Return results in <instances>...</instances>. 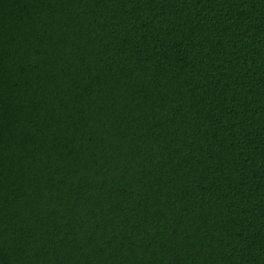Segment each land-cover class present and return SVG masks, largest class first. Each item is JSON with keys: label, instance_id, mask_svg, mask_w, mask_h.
<instances>
[{"label": "trees", "instance_id": "obj_1", "mask_svg": "<svg viewBox=\"0 0 264 264\" xmlns=\"http://www.w3.org/2000/svg\"><path fill=\"white\" fill-rule=\"evenodd\" d=\"M0 264H264V0H0Z\"/></svg>", "mask_w": 264, "mask_h": 264}]
</instances>
